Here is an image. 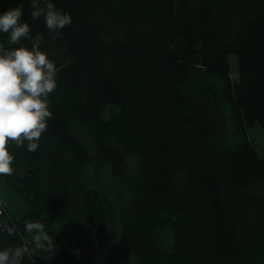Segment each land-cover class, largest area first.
<instances>
[{
    "label": "trees",
    "instance_id": "1",
    "mask_svg": "<svg viewBox=\"0 0 264 264\" xmlns=\"http://www.w3.org/2000/svg\"><path fill=\"white\" fill-rule=\"evenodd\" d=\"M51 2L72 18L56 40L32 0H1L59 72L37 151L9 144L0 224L13 232L0 228V251L79 264L81 227L95 264H264V159L246 136L264 132V0ZM0 44L20 46L5 33ZM32 223L54 255L36 247Z\"/></svg>",
    "mask_w": 264,
    "mask_h": 264
},
{
    "label": "clouds",
    "instance_id": "2",
    "mask_svg": "<svg viewBox=\"0 0 264 264\" xmlns=\"http://www.w3.org/2000/svg\"><path fill=\"white\" fill-rule=\"evenodd\" d=\"M32 18L43 17L47 30L56 40L60 32L72 23L67 13L58 11L51 0H32ZM23 12L11 8L0 14V33L9 35L15 48L0 44V176L13 174L14 156L9 152L10 142L16 148L23 147L35 152L43 133L47 131V121L52 117L48 97L57 88L59 69L48 55L40 50L42 36L32 38L27 23H21ZM23 40H31V49L23 46ZM9 235L13 229L0 224ZM34 233L36 247L54 255L53 238L39 223L28 224L25 229ZM26 255H31L27 246L6 248L0 251V264H22Z\"/></svg>",
    "mask_w": 264,
    "mask_h": 264
},
{
    "label": "rangeland",
    "instance_id": "3",
    "mask_svg": "<svg viewBox=\"0 0 264 264\" xmlns=\"http://www.w3.org/2000/svg\"><path fill=\"white\" fill-rule=\"evenodd\" d=\"M0 14H1V0H0ZM228 60H229V63L231 65L232 75L235 78V68H236V66H235V62H234V57L232 55H230L228 57ZM213 80H214V83H215L216 93H217V95H219L220 91H221V88H222V85L220 84L218 78L213 77ZM113 113L111 112V107H109V109L104 114H102V116H101L102 120L109 119V117ZM246 136H247L248 142L251 144V146L256 151L258 156L260 158L264 159V132L261 130V128L258 125H254L253 127L249 128L247 130ZM67 229H68L67 227H66V229L62 228L63 231H66Z\"/></svg>",
    "mask_w": 264,
    "mask_h": 264
},
{
    "label": "water",
    "instance_id": "4",
    "mask_svg": "<svg viewBox=\"0 0 264 264\" xmlns=\"http://www.w3.org/2000/svg\"><path fill=\"white\" fill-rule=\"evenodd\" d=\"M92 234L86 228H78L71 237V246L76 250L79 264H95V247Z\"/></svg>",
    "mask_w": 264,
    "mask_h": 264
},
{
    "label": "bare ground",
    "instance_id": "5",
    "mask_svg": "<svg viewBox=\"0 0 264 264\" xmlns=\"http://www.w3.org/2000/svg\"><path fill=\"white\" fill-rule=\"evenodd\" d=\"M234 62H235V59H234ZM228 66H229V69H230V73H231V77H233V75H232V72H231V65H230V63H229V60H228ZM235 66H236V64H235ZM235 73H236V68H235ZM233 80H234V77L232 78ZM249 143V142H248ZM250 144V143H249ZM250 146H251V144H250ZM252 147V146H251ZM253 148V147H252Z\"/></svg>",
    "mask_w": 264,
    "mask_h": 264
}]
</instances>
